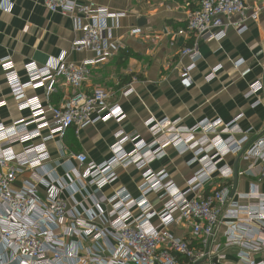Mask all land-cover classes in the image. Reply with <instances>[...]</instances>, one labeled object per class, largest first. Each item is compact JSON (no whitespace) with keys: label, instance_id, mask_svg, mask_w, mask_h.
Wrapping results in <instances>:
<instances>
[{"label":"built area","instance_id":"1","mask_svg":"<svg viewBox=\"0 0 264 264\" xmlns=\"http://www.w3.org/2000/svg\"><path fill=\"white\" fill-rule=\"evenodd\" d=\"M0 1L2 12L13 11V0ZM43 1L49 12L74 21L80 36L72 44L73 51L90 52L95 57L78 64L67 62L63 55L45 67L30 64L24 83L19 81L11 59L0 63L13 96L20 97L27 90H46L50 95L59 81L75 90L60 107L49 104L44 108L38 98L25 101L18 108L31 110L27 120L9 127L0 124L2 264H183L185 260L189 264L205 260L223 264L226 257L219 251L222 246L224 250H237L241 264H264V196L253 191L235 201L227 186L201 196L208 184L233 176L230 168L222 166L230 155L261 162L259 174L264 173V136L251 141V133L238 126L241 117L227 124L202 121L192 129L153 118L146 122L153 135L150 144L119 133V141L111 149L112 158L102 165L79 153L69 154L80 166L74 178L67 174V179L60 180L48 168V142L71 128L79 134L97 123H122L126 119L121 107L110 102L111 95L105 89L83 92L91 70L112 61L123 48L113 39V33L124 15L79 0ZM263 13L261 6L252 7L246 0H202L195 11L188 13L186 27L177 32L178 36L194 39V44L180 53L181 59H189L188 65L180 62L181 79L188 85L193 82L192 74L203 59L199 40L222 42L231 29L243 36L249 23H257ZM131 33L140 35L142 31L133 29ZM221 69H212L206 81H214ZM262 90V81H258L250 85L245 98L257 97ZM132 93L129 89L124 95ZM38 140L39 144H33ZM129 141L135 143L131 153L123 150ZM16 146L24 148L16 152ZM167 147L181 156L192 155L189 165L199 167L187 181L185 191L177 188L166 170L155 172L149 168L166 156ZM131 166L142 173L138 198L120 189L106 200L107 209L98 213L75 201L82 212L68 207L66 194L72 200L76 195L85 197V202L94 199L118 181L119 169ZM28 174V179L20 180ZM41 188H45V195L40 193ZM150 195H156L164 204L162 210L154 208ZM241 201L250 204L243 206ZM183 224L190 228V239L173 234L172 228ZM221 238L224 242L219 241L217 248L211 249L214 239Z\"/></svg>","mask_w":264,"mask_h":264},{"label":"crops","instance_id":"2","mask_svg":"<svg viewBox=\"0 0 264 264\" xmlns=\"http://www.w3.org/2000/svg\"><path fill=\"white\" fill-rule=\"evenodd\" d=\"M246 1L252 7L261 6L264 11V0ZM13 2L11 13H4L0 9V63L3 59H11L19 81L26 82V67L30 64L45 67L63 55H66L67 62L78 64L95 57L90 52L77 54L73 51L72 44L80 34L75 31L72 19L49 12L43 0ZM79 2L94 3L112 13L124 15L119 19V29L113 33V39L123 48L112 61L91 70L83 92L91 94L97 89H105L111 95L110 102L121 107L126 119L122 123H97L79 134L75 128H71L64 136L48 142L47 149L51 154L48 168L60 180L67 179V174L74 178L80 170L69 154H85L96 165L110 160L113 156L111 149L118 143L119 133L128 139L138 137V142L152 143L153 135L146 122L153 118L158 121L168 119L177 127L192 129L202 121L220 120L227 124L241 117L238 126L242 131L251 133V141L264 136V13L257 23H249V30L243 36L231 29L222 42L199 40L198 49L203 59L192 74V84L188 85L181 79L180 62L188 65L189 59H181L180 53L184 47L192 46L194 39L177 35L179 30L186 27L189 13L177 0ZM133 29H140L142 33L133 35ZM218 66L222 69L217 78L207 82L212 69ZM258 81H262L263 90L257 97L246 99L245 93L250 85ZM129 89L133 93L124 95ZM74 93L72 87L59 81L55 92L50 95L46 90H27L20 97L13 96L0 64V104L6 103V106L0 107V124L9 127L27 120L31 110L18 108L25 101L38 98L44 108L49 104L60 107ZM23 148L16 146L14 151L21 152ZM134 148L135 143L131 141L123 145L127 153ZM165 152L166 156L149 168L155 172L166 170L177 188L185 191L187 181L198 170V165H189L192 155L181 156L172 147H167ZM222 166L230 168L233 176L208 184L201 196H207L223 186L231 190L235 201L240 195L253 191L264 196V173L259 174L261 162L246 161L241 155H230ZM28 178L29 174L20 180ZM141 184L142 173L131 166L119 169L118 181L104 188L94 199L85 202V197L76 195L72 200L68 194L64 198L69 208L76 207L82 212L77 202L98 213L100 209H107L106 200L120 189L138 198ZM40 193L45 195V188H41ZM149 201L157 211L163 209L164 204L156 195H150ZM240 204L246 206L250 201H241ZM172 231L178 238L190 239L188 224L175 225ZM214 240L211 249L217 248L219 241L224 242L222 238ZM219 251L226 257L223 264H241L237 250H224L222 246Z\"/></svg>","mask_w":264,"mask_h":264},{"label":"trees","instance_id":"3","mask_svg":"<svg viewBox=\"0 0 264 264\" xmlns=\"http://www.w3.org/2000/svg\"><path fill=\"white\" fill-rule=\"evenodd\" d=\"M179 4L184 6L188 12L196 10L202 0H177ZM184 29V28H183ZM183 264H189L188 261H183Z\"/></svg>","mask_w":264,"mask_h":264},{"label":"water","instance_id":"4","mask_svg":"<svg viewBox=\"0 0 264 264\" xmlns=\"http://www.w3.org/2000/svg\"><path fill=\"white\" fill-rule=\"evenodd\" d=\"M208 262V260L206 261H201V262H198V263H196V264H205V263H207ZM214 263H217V261H214Z\"/></svg>","mask_w":264,"mask_h":264},{"label":"rangeland","instance_id":"5","mask_svg":"<svg viewBox=\"0 0 264 264\" xmlns=\"http://www.w3.org/2000/svg\"><path fill=\"white\" fill-rule=\"evenodd\" d=\"M19 185V184H18ZM1 259H0V264H2V262H4L3 260L4 259H2L3 257H0ZM4 264H6V261H5V263ZM205 264H209V262H207V263H205Z\"/></svg>","mask_w":264,"mask_h":264}]
</instances>
